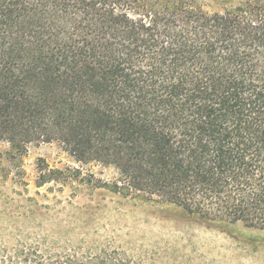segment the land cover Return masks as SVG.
Segmentation results:
<instances>
[{
    "label": "trees",
    "instance_id": "16d2710c",
    "mask_svg": "<svg viewBox=\"0 0 264 264\" xmlns=\"http://www.w3.org/2000/svg\"><path fill=\"white\" fill-rule=\"evenodd\" d=\"M228 4L0 0V143L57 142L115 174L39 164L38 187L78 181L264 231V0ZM52 248L0 264H134Z\"/></svg>",
    "mask_w": 264,
    "mask_h": 264
},
{
    "label": "rangeland",
    "instance_id": "374dc122",
    "mask_svg": "<svg viewBox=\"0 0 264 264\" xmlns=\"http://www.w3.org/2000/svg\"><path fill=\"white\" fill-rule=\"evenodd\" d=\"M199 1L214 11L237 0ZM39 164L79 169L87 178L115 176L101 165H80L57 142L31 144L23 155L0 143V257L30 246L81 247L87 253L106 247L118 249L134 264H264V231L203 219L174 205L125 198L78 181L38 187Z\"/></svg>",
    "mask_w": 264,
    "mask_h": 264
}]
</instances>
